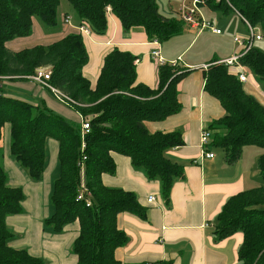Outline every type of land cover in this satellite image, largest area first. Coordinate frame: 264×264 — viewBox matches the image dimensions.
Listing matches in <instances>:
<instances>
[{"label": "trees", "instance_id": "obj_1", "mask_svg": "<svg viewBox=\"0 0 264 264\" xmlns=\"http://www.w3.org/2000/svg\"><path fill=\"white\" fill-rule=\"evenodd\" d=\"M67 2L78 24L86 25L95 34L106 29L107 8L125 31L141 26L151 41H166L189 25L179 10L159 11L157 0ZM59 5L60 0H0V74L8 77L6 82H12L26 80L37 68H48V83L73 101L64 104L88 121V132L82 134L81 125L41 104H31L25 96L23 99L4 94L0 96V141L2 128L8 124L9 152L33 181L42 177L46 140L57 142V176L49 195L51 212L43 223L55 233L71 222L78 223L72 243L76 264H171L166 260L122 263L115 258V249L128 241L117 226V215L129 213L145 218L147 209L133 191L103 185L101 175L115 171L110 152L127 156L133 169L141 171L148 180L158 181L160 197L169 204L171 187L175 180L183 179L184 173L179 163L165 156V151L183 143L181 133L149 132L145 122L161 121L180 111L177 85L193 69L159 63L157 86L152 89L135 83V56L114 48L104 56L92 88L81 72L87 52L80 33H69L50 44L16 52L5 46L15 38L29 36L35 17L46 32L57 31ZM197 5L213 11H233L242 21L264 32V0H199ZM67 16L65 13L64 19ZM238 61L264 90V51L253 44ZM202 74L203 89L224 111L209 124L208 144L219 147L228 164L239 158L245 146L263 149L257 159L262 184L224 202L213 220V234L222 239L240 231L243 238L237 249V264H264V104L247 93L243 82L223 63L209 62ZM80 193L83 197L78 200ZM23 198L22 188L8 184L0 165V264H44L25 249L8 245L13 232L5 218L22 211Z\"/></svg>", "mask_w": 264, "mask_h": 264}, {"label": "crops", "instance_id": "obj_2", "mask_svg": "<svg viewBox=\"0 0 264 264\" xmlns=\"http://www.w3.org/2000/svg\"><path fill=\"white\" fill-rule=\"evenodd\" d=\"M157 1L159 4L162 0ZM167 1L170 8L175 6L173 10H178L182 2L190 0ZM161 6L164 8V3ZM200 8L203 7H199L198 11L206 21V16L219 19L220 11L224 15L232 14L234 18L228 20L227 26L230 36H222L221 30L219 34L205 33L187 25L182 32L166 41H151L143 27L134 26L125 31L111 13L106 14L104 33H80L78 21L65 23L63 14L57 31L46 32L33 18L29 36L5 43L10 51L16 52L34 45L50 44L69 33H80L87 52V62L81 72L92 88L104 56L114 48L135 56V83L152 89L157 86L156 70L160 63L151 57L152 50H158L162 63H176L193 69L177 85L180 111L161 121L145 122L149 132L178 130L181 133L183 143L165 151V156L179 163L184 173L183 179L175 180L171 187L169 204L166 205L160 197L158 181L148 180L141 171L133 169L127 156L110 152L115 171L101 175L103 185L133 191L139 203L147 209L145 218L129 213L117 215V226L128 238L124 246L114 251L115 258L122 263L166 260L171 264H237V249L242 242V233L236 231L225 238L216 239L213 220L230 196L261 185L256 164L263 151L257 154L255 166L250 169L243 158L249 146H245L239 158L229 164L225 162L219 147L210 144L203 146L201 132L209 129L210 122L221 117L224 111L219 102L203 89L202 68L209 62H220L237 54L240 47L228 45L227 39L239 31L244 35L246 25L233 11H211L208 8L206 11ZM209 21L219 29L214 21ZM239 23H242L243 31ZM246 78L243 82L245 91L264 104L261 85L251 73H246ZM6 83L5 95L15 98L25 96L31 104H41L66 120L81 125V115L57 100L48 89L29 79ZM9 144L10 127L5 124L0 141V165L7 175L8 184L21 187L24 195L22 211L5 218V223L13 232L8 245L25 249L30 255L41 258L44 264H76L72 243L77 236L78 223L71 222L58 233L43 223L51 212L49 195L57 176V142L52 138L46 140V158L39 181H33L11 156ZM207 151L212 152L213 156H203ZM148 196H153V201L147 202Z\"/></svg>", "mask_w": 264, "mask_h": 264}, {"label": "built area", "instance_id": "obj_3", "mask_svg": "<svg viewBox=\"0 0 264 264\" xmlns=\"http://www.w3.org/2000/svg\"><path fill=\"white\" fill-rule=\"evenodd\" d=\"M199 0H190L189 2H182L179 6V12L181 18L188 23L192 27L198 28L199 31L207 30L212 33L219 34L220 29L216 28L211 22L206 21L203 16L200 14L198 11V5L197 3ZM110 9H106V13H109ZM69 21V17H65L64 22L67 23ZM246 25V31L247 35L246 36H235L234 37V42L236 43L237 46L240 47V52L226 58L222 61L221 63H224L229 69L228 71L234 74L240 82H245L246 81V73L243 70V67L238 63L239 58L244 55V53L253 45V43L257 40H261V35L257 33L258 29L251 27L246 21H244ZM78 31L80 33H89V29L86 25L80 24L78 25ZM151 57L156 58L160 63H162L161 58L159 57L158 50H152L151 51ZM207 66L203 65V68ZM50 77V70L49 69H43L39 68L35 70V73L32 75H29L26 77V79H29L38 85L48 89L50 92L53 93L55 98L61 102H70L72 103L73 101L70 100L65 94H63L61 91L57 90L54 88L51 84L48 83V79ZM8 80L7 76H2L0 74V96L4 95V87H5V82ZM89 129V123L87 120H83L81 123V132L82 134L85 132H88ZM211 132L208 129H204L201 132V143L204 145H207L209 140H210ZM203 156L206 157H212L213 153L210 151L204 152ZM83 187V186H82ZM82 193H80L77 196V199H81ZM153 196H148L147 197V202L153 201ZM90 202L89 200H86V205H89Z\"/></svg>", "mask_w": 264, "mask_h": 264}, {"label": "rangeland", "instance_id": "obj_4", "mask_svg": "<svg viewBox=\"0 0 264 264\" xmlns=\"http://www.w3.org/2000/svg\"><path fill=\"white\" fill-rule=\"evenodd\" d=\"M161 3H164V8H162ZM172 7L173 8H170V4H169V2L167 0H165V2H163V0L159 2V11H171V9H175V6H172ZM199 7H203V8H200V9H204L205 8L206 11L208 10L207 6L205 7L204 5H201V6H198V8ZM65 13H66V15L69 16V21L70 22H75L77 20L76 15L74 14V12H73L72 8L70 7V5L68 4L67 0H60V5L58 6L57 15H56L59 25L61 23V18L60 17L63 16V14H65ZM218 15H219V19L215 18L214 20H213V17L206 16V18L208 19L207 21L208 22H210L209 20L214 21V23L223 32L222 36L228 35V33H230L229 32L230 30L227 29L228 20L233 19L234 17H233L232 14H230V16H229V14L224 15L221 11L218 13ZM34 20H36V22L41 26L42 29L45 28L43 23L37 17H35ZM241 24L239 23V27L243 31L244 28H243V25L241 26ZM203 32L207 33V32H210V31L203 30ZM239 32L240 33H235L236 35H234V37L235 36H246L247 35V31L246 30H245V34L244 35H242L241 31H239ZM256 32L261 35V40H257L253 44H254V46H256L259 49L264 51V32L261 31V30H258ZM228 36H230V35H228ZM234 37L231 35V37H229L227 39V44L228 45L232 44L233 46H237L236 43L234 42ZM240 50L238 51V53L240 52ZM37 69H39V68H37ZM227 69H229V68L227 67ZM245 71H246L245 73H249L248 69H245ZM262 151H263V149L258 147V146H249L248 148H246V150L243 153V158L247 162V167H250V169H251V167L253 168V166H255V158L257 157V154H259ZM261 184H262V180H261Z\"/></svg>", "mask_w": 264, "mask_h": 264}]
</instances>
